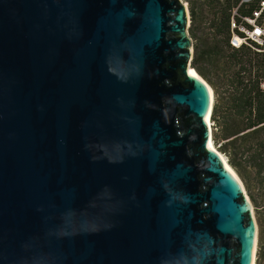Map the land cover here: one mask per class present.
I'll use <instances>...</instances> for the list:
<instances>
[{"label": "water", "instance_id": "95a60500", "mask_svg": "<svg viewBox=\"0 0 264 264\" xmlns=\"http://www.w3.org/2000/svg\"><path fill=\"white\" fill-rule=\"evenodd\" d=\"M190 21L183 0H0V264L254 263Z\"/></svg>", "mask_w": 264, "mask_h": 264}, {"label": "trees", "instance_id": "16d2710c", "mask_svg": "<svg viewBox=\"0 0 264 264\" xmlns=\"http://www.w3.org/2000/svg\"><path fill=\"white\" fill-rule=\"evenodd\" d=\"M211 19L208 32L199 38L194 32L197 12L190 6L189 32L194 43L193 67L213 87L214 104L211 119L215 123L213 139L227 155L229 164L245 180L264 190V51L244 45L230 44L231 18L238 7L241 15H250L259 1L203 0ZM253 202L258 203L254 194ZM262 201L264 202V192ZM263 214H264V203ZM264 222V219H263ZM259 248L256 264H264V224L258 232Z\"/></svg>", "mask_w": 264, "mask_h": 264}, {"label": "built area", "instance_id": "2783aa9c", "mask_svg": "<svg viewBox=\"0 0 264 264\" xmlns=\"http://www.w3.org/2000/svg\"><path fill=\"white\" fill-rule=\"evenodd\" d=\"M253 1L256 0H243V2ZM258 1V7L250 15H241L238 7L234 9L230 38V44L234 48L249 45L258 51H264V0ZM262 87L264 88V81Z\"/></svg>", "mask_w": 264, "mask_h": 264}, {"label": "rangeland", "instance_id": "374dc122", "mask_svg": "<svg viewBox=\"0 0 264 264\" xmlns=\"http://www.w3.org/2000/svg\"><path fill=\"white\" fill-rule=\"evenodd\" d=\"M183 1L185 3H187L188 8H189V12H190V6L191 5L194 6V8H195V10L197 12V20H196V25L194 26V32H195L196 36L199 38L200 36H202L204 34V32H208L209 31V29L207 27L206 20L211 19L212 12H209V9H208V7L206 5L204 6L203 0H183ZM190 18H191V12H190ZM191 21H190V25L192 24ZM189 34H190V32H189ZM190 36H191V34H190ZM191 38H192L193 47H194V43L196 42V40L192 36H191ZM210 86L212 87L211 84H210ZM212 89H213V87H212ZM213 92H214V90H213ZM214 99H215V95H214ZM212 125H213L212 126L213 127V133H214V130L216 128H215V123L213 121H212ZM214 145L225 156V158L227 159V155L224 152H222L221 149L219 148L220 144H216L214 142ZM227 161H228V159H227ZM234 171L236 172L235 169H234ZM237 175L242 180V182H243V184L245 186V191H246L247 195L249 196V198H250V200H251V202L253 204L254 214H255V217H256V220H257V224H258V229H259L260 223L264 224V222H263L264 214H263V207H262V205L264 203L262 201V197H263L264 190L261 188V186L259 187V185L257 183H253V182L250 183V189H248L247 188V183L245 182V180L238 173H237ZM251 194H254L255 197H257L258 203L253 202V200H252V198L250 196ZM258 239H259V237H258ZM258 239H257L256 249H255V264H256V261H257V252H258V248H259V241H258Z\"/></svg>", "mask_w": 264, "mask_h": 264}, {"label": "bare ground", "instance_id": "6f19581e", "mask_svg": "<svg viewBox=\"0 0 264 264\" xmlns=\"http://www.w3.org/2000/svg\"><path fill=\"white\" fill-rule=\"evenodd\" d=\"M191 69H193L199 76H201L198 72H197V70L195 69V68H192L191 67ZM211 92H212V97H213V89H212V87H211ZM211 115H212V110H211V113H210V117H209V122H210V124H211V126H212V120H211ZM211 146L222 156V158H223V160L225 161V163L227 164V166H229L232 170H233V168L231 167V165L229 164V162L227 161V159L225 158V156L215 147V145H214V142H213V139L211 140ZM253 264H255V260H254V263Z\"/></svg>", "mask_w": 264, "mask_h": 264}]
</instances>
